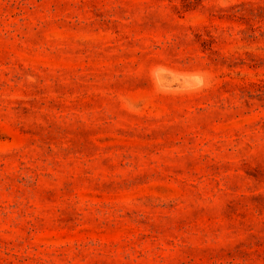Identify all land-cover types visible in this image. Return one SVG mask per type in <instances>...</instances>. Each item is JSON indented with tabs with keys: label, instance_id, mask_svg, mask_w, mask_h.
<instances>
[{
	"label": "rangeland",
	"instance_id": "374dc122",
	"mask_svg": "<svg viewBox=\"0 0 264 264\" xmlns=\"http://www.w3.org/2000/svg\"><path fill=\"white\" fill-rule=\"evenodd\" d=\"M0 264H264V0H0Z\"/></svg>",
	"mask_w": 264,
	"mask_h": 264
}]
</instances>
